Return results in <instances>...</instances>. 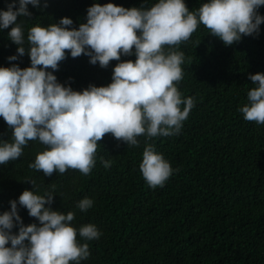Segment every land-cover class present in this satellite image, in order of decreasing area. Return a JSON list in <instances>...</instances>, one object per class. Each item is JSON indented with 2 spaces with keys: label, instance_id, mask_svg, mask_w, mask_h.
Listing matches in <instances>:
<instances>
[{
  "label": "trees",
  "instance_id": "16d2710c",
  "mask_svg": "<svg viewBox=\"0 0 264 264\" xmlns=\"http://www.w3.org/2000/svg\"><path fill=\"white\" fill-rule=\"evenodd\" d=\"M9 2L0 0V11H6ZM156 2L39 0V7L27 6L31 16L17 17V22L22 24L27 50L31 27L58 24L67 17L78 29L93 3L149 8ZM184 2L195 12L209 0ZM258 12L264 16V6ZM259 28L258 34L225 45L200 24L188 41L173 46L185 57L183 78L176 87L182 98L194 97L195 103L178 134L148 141L173 169L162 187H150L140 171L144 136L137 138L139 146H129L105 135L98 141L96 162L88 175L68 169L44 176L30 168L36 155L47 149L34 140L18 159L0 165V214L10 210L9 201H18L24 190L54 194L52 210L74 212L72 226L94 224L101 233L91 241L77 236L90 252L80 264H264V125L246 121L239 111L256 87L249 75L264 74V22ZM10 29H0V67H30L27 53L9 61L17 54ZM135 59L133 49L132 56L122 55L120 61L101 68L98 62L89 63L88 56L72 58L66 52L57 70L46 71L58 83L82 91L90 84L107 86L117 63ZM5 141L12 142V130L0 117V143ZM101 158L112 161L111 166L105 168ZM84 198L92 199L93 206L81 212L77 204ZM17 207L25 226L39 225L27 209ZM12 231L15 234L18 228Z\"/></svg>",
  "mask_w": 264,
  "mask_h": 264
},
{
  "label": "clouds",
  "instance_id": "9594fccd",
  "mask_svg": "<svg viewBox=\"0 0 264 264\" xmlns=\"http://www.w3.org/2000/svg\"><path fill=\"white\" fill-rule=\"evenodd\" d=\"M15 3L12 0L6 11H0V29L11 26L8 36L17 45V54L9 61L27 53L31 66L0 67V117L12 130V142L0 143V165L18 159L29 141L38 140L47 149L36 155L30 168L44 176L68 169L88 175L96 162L98 141L105 135L129 146H139L137 138L144 136L139 167L152 188L162 187L173 169L148 141L178 134L195 103L194 97L182 98L176 87L183 78L185 57L173 46L188 41L200 24L225 45H232L242 36L258 34L264 22L258 12L264 0H209L195 12L184 0H158L149 8L93 3L86 23L78 29L71 27L73 21L67 17L58 24L31 27L26 50L17 17H30L27 6L39 7V0H18V7ZM133 49L135 61L117 63L107 86L90 84L74 91L46 71L57 70L66 52L72 58L83 54L89 63L107 68L122 55L132 56ZM248 79L256 87L239 111L246 121L264 125V74H251ZM101 160L105 168L111 166L112 161ZM53 196L24 190L18 201H9L10 210L0 214V264H80L89 257L88 244L79 243L77 236L91 241L101 233L94 224L72 226L75 213L52 210ZM17 204L39 225L25 226ZM92 206L89 198L77 204L81 212ZM14 227L18 228L15 234Z\"/></svg>",
  "mask_w": 264,
  "mask_h": 264
}]
</instances>
